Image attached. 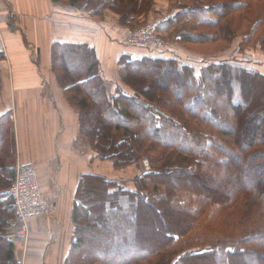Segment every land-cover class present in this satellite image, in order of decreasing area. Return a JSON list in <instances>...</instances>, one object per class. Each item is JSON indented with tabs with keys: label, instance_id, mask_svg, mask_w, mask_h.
Masks as SVG:
<instances>
[{
	"label": "trees",
	"instance_id": "16d2710c",
	"mask_svg": "<svg viewBox=\"0 0 264 264\" xmlns=\"http://www.w3.org/2000/svg\"><path fill=\"white\" fill-rule=\"evenodd\" d=\"M52 1L93 16L111 11L124 22L148 13L154 0ZM169 1L178 12L155 30L160 36L171 32L177 43L201 54L212 47L225 51L236 38L264 51V0ZM119 64L129 94H111L87 46L52 48L51 70L95 158L115 169L147 158L153 168L128 189L103 177L81 179L64 264H264V74L234 59L195 67L175 59L121 57ZM158 71L163 84L150 77ZM12 131L10 116H2L0 191L14 177L2 159L12 152ZM222 174L223 182H212ZM86 197L97 199L98 215ZM0 201V264H10L13 245L1 234L14 207L5 195ZM102 217L112 225H100ZM157 221L165 227L154 233ZM95 228L93 240L114 245L86 257L83 234Z\"/></svg>",
	"mask_w": 264,
	"mask_h": 264
},
{
	"label": "crops",
	"instance_id": "0c3cea01",
	"mask_svg": "<svg viewBox=\"0 0 264 264\" xmlns=\"http://www.w3.org/2000/svg\"><path fill=\"white\" fill-rule=\"evenodd\" d=\"M177 12L172 1L154 0L148 13L131 15L123 22L111 11L93 16L83 7L52 0H0V54L5 62L0 67V118L9 115L13 130L12 152L2 159L13 172L18 164L34 166L42 200L50 208L46 216L27 218L25 264H64L73 242L72 214L79 204L75 196L83 177H103L128 189L133 187L130 179L141 174L136 168L116 170L109 161L99 162L87 145L78 144V114L51 70L53 45L92 49L111 94L117 89L129 94L122 81L121 57L175 59L180 53L134 51L124 43L127 33L140 26L162 31ZM193 62L188 63L198 64ZM7 189H1V197ZM12 213L15 228L12 218L8 230L13 227L15 233L13 208Z\"/></svg>",
	"mask_w": 264,
	"mask_h": 264
},
{
	"label": "rangeland",
	"instance_id": "374dc122",
	"mask_svg": "<svg viewBox=\"0 0 264 264\" xmlns=\"http://www.w3.org/2000/svg\"><path fill=\"white\" fill-rule=\"evenodd\" d=\"M141 27H147V26H140L139 28H141ZM147 28L151 29V30H154V29H152L150 27H147ZM169 33L171 34V32H169ZM171 36L172 37H170V35H167L166 37H163V36L162 37L166 41L172 43V45L174 46V49H173L174 52L177 51V52L180 53V54H178V57L180 59L177 57V58H175V60H178L180 62H184V63H187V64H189L188 62L194 61L193 63H195V62L198 63V64H194V66L200 67L203 63H211V62H215V61L234 59L236 61H239V62H242V63L246 64L247 67L264 74V51H262L261 48L258 45H256V46H246V45H243V43L241 44V40H242L241 38H236L235 40H233L231 45L227 46L225 51L216 52L217 50L212 47V48H209V50L206 53L201 54V52H200L201 50H198L196 47L191 46V45H189L187 43L186 44L185 43L180 44L179 42L177 43L176 36L175 35H171ZM130 49H132L134 51H137V50L139 51V50H142L144 48L132 47ZM170 49H172V48L169 47L168 50H170ZM211 52H214V53H211ZM204 54H207V55H204ZM183 56H186V57L183 58ZM3 65H5V62H3V60H2V61H0V67H2ZM155 76L159 77L158 79L163 84L162 81H163L164 78H163L162 75H160L159 71L157 73H155V74H152L150 77L154 78ZM79 141H80V143H79ZM78 144L80 146H82V145L84 146L85 145V143L80 138H78ZM86 147L90 150L88 145ZM143 160L147 161L148 167L150 169L149 172L153 171V168L151 167V164H150V162L148 161L147 158L141 159L138 164H136L134 166H130L128 168L139 169V171H141V174H140V176H141L142 173L145 172V168L143 167V164H142ZM128 168H126V169H128ZM116 170H120V169H116ZM132 171H133V169H132ZM138 177L136 176L134 178H131L130 180H132L134 182V179L138 178ZM226 177L227 176H225L224 174H222L221 176L219 175L218 178H213L214 180L212 182L215 181V183H221V182H223L225 180ZM107 180H109V179H107ZM122 182L124 183V181H122ZM133 186H134V183H133ZM126 188H127V186H126ZM85 200H86V203L89 206H91V208H92L91 211H93L95 214L98 215V208L96 207L97 205L95 204L97 202V199H91L90 197L89 198L86 197ZM7 212H9V211H7ZM10 216L13 218V213H11ZM98 218H99V216H98ZM9 220H10V218L7 219V224H5L4 227H3L4 234L2 232L1 235L2 236L4 235V237L13 245V250H14V254H15V261L11 262L10 264H25V257L26 256L24 257L22 255V251L20 252V249L22 247L18 243L14 242V233H13V231H14V228H15V224H13V222H15V217L12 220V224H13L14 228L12 227L10 230H8V228L10 227L8 225L9 224ZM165 223H166V220H165ZM99 224L100 225H105L106 224L107 226H111L112 225V223L109 220V217H107V218H103L102 217V220L99 221ZM125 225H126V223H125ZM151 226H152V230L154 231V233L156 232V229H160L162 231L163 228L165 227L163 221H157V222H155V224H152ZM98 233H99V228H95L93 230H87L83 234V239L81 241V248L83 250H86V254L88 253V255H85L86 257L93 258L94 257L93 253L97 254V251L98 252H102L104 249H108V247L110 245H114V240L111 241L112 243L111 242L110 243L109 242H106V243L103 242L102 244L99 243L98 241H96L95 239L93 240L92 238L94 237V235H97ZM21 255H22V257H21ZM249 264H252V263H249Z\"/></svg>",
	"mask_w": 264,
	"mask_h": 264
},
{
	"label": "built area",
	"instance_id": "2783aa9c",
	"mask_svg": "<svg viewBox=\"0 0 264 264\" xmlns=\"http://www.w3.org/2000/svg\"><path fill=\"white\" fill-rule=\"evenodd\" d=\"M124 43L128 47H139L157 52L174 49L171 42L166 41L154 30L147 27L129 31ZM169 47L172 49L168 50ZM142 164L145 172H149L147 161L143 160ZM5 195L9 197L15 209L17 230L14 233V242L21 245L22 255L24 256L29 240L27 218L30 216H46L50 211L48 204L42 200L34 166L18 164L15 168L14 178Z\"/></svg>",
	"mask_w": 264,
	"mask_h": 264
}]
</instances>
